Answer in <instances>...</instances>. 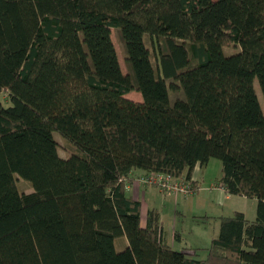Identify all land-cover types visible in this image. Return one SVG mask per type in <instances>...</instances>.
I'll return each instance as SVG.
<instances>
[{
	"label": "trees",
	"instance_id": "obj_1",
	"mask_svg": "<svg viewBox=\"0 0 264 264\" xmlns=\"http://www.w3.org/2000/svg\"><path fill=\"white\" fill-rule=\"evenodd\" d=\"M255 81L264 100V0H0V94L11 103L0 101V264H264ZM170 91L181 93L172 104ZM211 159L226 194L257 200L256 218H216L199 259L163 241L158 210L141 228L126 189L135 170L196 188L195 167Z\"/></svg>",
	"mask_w": 264,
	"mask_h": 264
},
{
	"label": "rangeland",
	"instance_id": "obj_2",
	"mask_svg": "<svg viewBox=\"0 0 264 264\" xmlns=\"http://www.w3.org/2000/svg\"><path fill=\"white\" fill-rule=\"evenodd\" d=\"M111 38L114 44L118 60L120 63L121 70L123 74L128 73V68L125 63V52L123 44L120 40L118 33L115 30H111ZM240 51L238 46H232L226 48L224 53L226 55H232ZM167 86L169 82H166ZM255 91L259 99L261 108L264 110V100L259 88L257 81L254 83ZM181 97L180 92H169L170 104L174 102L175 99ZM127 99L134 102H141L142 97L137 92H132L126 96ZM8 100L7 94H0V101L4 107L11 106ZM55 140L58 143V154L61 158H66L67 154L64 150L66 145L65 141L62 140L57 133H54ZM199 177V190L196 194L179 197L182 204L177 206V211L181 212L179 215H175L178 219L176 225V232L181 234L180 241L172 240V215L169 212L172 210V203H165L164 206V219H165V231L166 239L171 248L174 251H184V250H197L198 257L204 258L205 252L203 249L209 247L211 239L218 235L219 222L216 220L218 217H232L236 212H244L247 219L256 218V207L257 200L249 199L242 196H223L218 197L219 190L211 189V186L219 184L222 177L221 173V162L216 159H211L208 164L202 167L201 171L198 173ZM15 185L20 193L30 194L33 193V188L30 182L20 178L15 175ZM221 192V191H219ZM224 193V192H223ZM185 204L186 212L183 215ZM168 215V216H167ZM124 243H127L124 237L115 240V250L117 252L123 251L125 249Z\"/></svg>",
	"mask_w": 264,
	"mask_h": 264
},
{
	"label": "crops",
	"instance_id": "obj_3",
	"mask_svg": "<svg viewBox=\"0 0 264 264\" xmlns=\"http://www.w3.org/2000/svg\"><path fill=\"white\" fill-rule=\"evenodd\" d=\"M202 167L197 166L195 167L192 175H191V181L197 182L198 186L199 184V177L198 173L201 171ZM146 175L145 172L140 171V170H135L131 172L130 176L132 178V181L130 184L127 186V194L131 196L134 200L140 202L141 208H140V227L145 228L146 226V219H147V213L150 210H158L159 212V217H160V223H161V230H162V238L163 241L168 245L169 243L167 242L166 239V231H165V215H164V206L165 203H172V210L169 212L171 213L172 217V240L173 241H180L181 240V234H178L176 232V225L178 222V219L175 217V215H179L181 212L177 211V206L179 204H182V201L179 199V197H184L182 195H164L162 194L156 187L153 186H142L138 184L139 178L142 176ZM231 196L226 194L225 192H219L218 191V197L221 198L223 196ZM188 197V196H187ZM188 208V206L185 204L183 207L185 211H182V214L184 215L186 212L185 208ZM244 215L245 219L248 221H253L255 219H247L246 215L244 212H242ZM168 216V215H167ZM219 229V228H218ZM213 239V238H212ZM211 239V240H212ZM124 246H127V243H124ZM171 247V246H170Z\"/></svg>",
	"mask_w": 264,
	"mask_h": 264
},
{
	"label": "built area",
	"instance_id": "obj_4",
	"mask_svg": "<svg viewBox=\"0 0 264 264\" xmlns=\"http://www.w3.org/2000/svg\"><path fill=\"white\" fill-rule=\"evenodd\" d=\"M138 184L142 186L156 187L164 195H182L184 197L194 195L198 192L199 186L192 188L189 182L182 178H174L167 174H146L139 178ZM213 190L224 192L223 186L219 183L211 186Z\"/></svg>",
	"mask_w": 264,
	"mask_h": 264
}]
</instances>
